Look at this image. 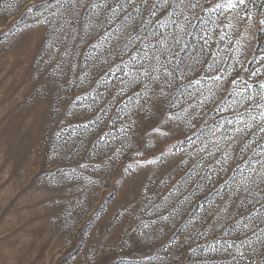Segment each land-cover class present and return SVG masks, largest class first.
Wrapping results in <instances>:
<instances>
[{"label": "rangeland", "instance_id": "374dc122", "mask_svg": "<svg viewBox=\"0 0 264 264\" xmlns=\"http://www.w3.org/2000/svg\"><path fill=\"white\" fill-rule=\"evenodd\" d=\"M222 2L0 0V264H264V0Z\"/></svg>", "mask_w": 264, "mask_h": 264}, {"label": "snow or ice", "instance_id": "6c2138e0", "mask_svg": "<svg viewBox=\"0 0 264 264\" xmlns=\"http://www.w3.org/2000/svg\"><path fill=\"white\" fill-rule=\"evenodd\" d=\"M70 2H72L73 5L75 4V0H70ZM146 2H147V0H145V3ZM245 5H246V0H223L222 3H219L216 5V8H222L225 11H228V10L235 11V10H238L241 6H245ZM196 6H197L196 4L190 5V7H192V8H195ZM253 15H254V9H249L247 12H245L243 14V16H241V19L247 18L248 21L251 22ZM259 23L261 25H264V20H260ZM228 26L230 27L231 25H228ZM261 31H264V28H262ZM260 59H264V56H261ZM237 62H239V61H237ZM165 71H167V70L165 69ZM260 71H261V69H257L256 71L252 72L251 75L257 76L260 74ZM157 79H158V77H157ZM215 79L221 80V77L217 76V77H215ZM232 83L235 85L237 83V80H233ZM252 87L253 86L250 84H245V87L243 89H241L240 92L237 94L242 95L243 93H247L248 90ZM261 89H264V85H261ZM161 95H165L163 90H161ZM256 95H259L261 97V99H264V91H262L260 93H250L247 96H243L242 98L244 100H247V101H252ZM256 107L264 109V104H257ZM259 116H260L261 120H264V111H261L259 113ZM176 118L177 117H169V119H176ZM251 126H252L251 124L245 125V127H251ZM121 131H124V129H121ZM237 131H242V129H237ZM260 131L264 132V127L260 128ZM153 132H157L161 136L167 135V133L161 132V130L159 128H154ZM138 155H139V153H138ZM163 155L164 154L162 153L161 157H159L157 159L163 158ZM144 163L154 164V163H156V159L145 161ZM250 173H255V179H253L250 175L248 178H245V185L256 184L260 181H264V168H262L260 171H257L255 167H252L250 169ZM244 191H249V188L247 186H245ZM249 202L251 203V201H249ZM162 219H167V217H162ZM245 227L247 228V225H245ZM237 253H238V255L241 256V258H243V256H244L243 252H241L239 249H237Z\"/></svg>", "mask_w": 264, "mask_h": 264}]
</instances>
